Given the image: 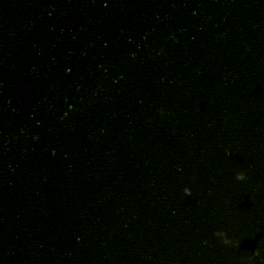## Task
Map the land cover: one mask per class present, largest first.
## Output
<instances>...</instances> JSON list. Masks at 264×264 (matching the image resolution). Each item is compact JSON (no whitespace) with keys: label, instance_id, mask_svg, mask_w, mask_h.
<instances>
[{"label":"clouds","instance_id":"9594fccd","mask_svg":"<svg viewBox=\"0 0 264 264\" xmlns=\"http://www.w3.org/2000/svg\"><path fill=\"white\" fill-rule=\"evenodd\" d=\"M236 176H237V178H242L244 176V172L243 171H238L236 173ZM183 191L185 193H189L191 191V189L187 185H185L184 188H183Z\"/></svg>","mask_w":264,"mask_h":264}]
</instances>
